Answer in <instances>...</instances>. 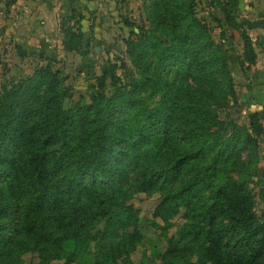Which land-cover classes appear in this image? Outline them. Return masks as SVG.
Returning a JSON list of instances; mask_svg holds the SVG:
<instances>
[{"label":"trees","instance_id":"trees-1","mask_svg":"<svg viewBox=\"0 0 264 264\" xmlns=\"http://www.w3.org/2000/svg\"><path fill=\"white\" fill-rule=\"evenodd\" d=\"M146 3L148 25L124 39L130 64L106 58L87 102L64 106L69 92L47 64L0 92V264H24L25 251L36 264H125L141 237L135 193L158 197L155 264H264V193L257 213L248 185L262 178L259 114L247 125L223 114L237 106L230 57L193 0ZM212 14L252 62L240 23L224 7Z\"/></svg>","mask_w":264,"mask_h":264},{"label":"rangeland","instance_id":"rangeland-1","mask_svg":"<svg viewBox=\"0 0 264 264\" xmlns=\"http://www.w3.org/2000/svg\"><path fill=\"white\" fill-rule=\"evenodd\" d=\"M217 1L213 3L211 0H193L192 9L194 14L199 16L210 28L211 39L220 43L230 57L227 64L237 106L233 107L235 111H231L232 107L229 106L223 114L232 117L237 123L247 125L251 114L258 109L257 105H260V99L254 96L255 92L252 96H241L240 90L244 83L250 85L254 77L255 71L251 70V64L255 60L256 53L253 47L254 60L252 62L247 61V55L243 54V42L238 30L222 25L213 16L212 8L215 5L224 7L229 13H231L230 8L233 6L227 0ZM145 5H148L146 0H111L106 7L101 5V7L97 6L100 7L97 9L88 7L86 2L82 3L81 6L76 4L73 6L69 2L64 12L62 10L61 14L58 13L49 20L47 26L40 28L39 33L34 34L25 32L23 35H17L15 33L17 19H6L12 31L8 33L9 35L0 37V92L5 91L9 83L17 77L31 73L39 65L47 64L52 70L58 71L60 84L65 86L69 92V95L63 99L64 106L74 102H87L90 92L93 91L92 85L95 81L91 73L98 75L106 58L118 56L130 64L125 51L124 39L127 37L129 29H134L135 26L148 25ZM231 16L233 21L239 22L242 28L245 27L239 18ZM124 19L132 25H125ZM221 30L223 35H221ZM85 49L88 57L91 58L92 67L90 69L84 67L87 61V56L83 53ZM88 71L91 72L86 74ZM258 116L261 120L262 116ZM263 151L264 141H259V155ZM259 173L262 174L260 170ZM262 180L261 178L259 184L253 175L252 181L248 183L254 193V210L257 213L263 205L259 198V190L264 189ZM129 201L138 210L141 237L140 244L128 255L125 264H155L157 259L155 253L164 246L160 228L149 222L153 207L158 201L157 194L135 193ZM180 220L179 215L173 218L174 223ZM156 223L161 224L157 217ZM101 224V221L94 223L91 232H94ZM173 229L172 225L169 226L166 229V234H170ZM93 243V240L89 242L92 251L90 260L95 256ZM63 247L70 249L71 245L64 243ZM21 258L24 264H36L38 261L36 251H25L21 254ZM60 261L61 258H53L50 263L59 264Z\"/></svg>","mask_w":264,"mask_h":264},{"label":"crops","instance_id":"crops-1","mask_svg":"<svg viewBox=\"0 0 264 264\" xmlns=\"http://www.w3.org/2000/svg\"><path fill=\"white\" fill-rule=\"evenodd\" d=\"M69 2L73 6L75 4L81 6L82 3L86 2L89 5L88 7L100 9L101 5L106 7L111 0H0V37L9 35L8 33L12 31L6 20L9 18L17 19L15 25L17 35H23L25 32L39 33L40 28L47 26L50 19L58 13L61 14L62 10L63 12L66 10ZM230 9L231 15L239 18L245 26L244 29L252 39L256 53L255 60L251 64V70L255 71L254 77L250 85L244 83L241 86L240 91L242 94L240 93V95L252 96L255 92L254 96L260 99V105H257L256 112L262 116L261 141H264V0H234V4ZM252 84H255V86H252ZM254 89L256 90L254 91ZM258 168L262 173L263 186L264 151L260 155Z\"/></svg>","mask_w":264,"mask_h":264},{"label":"water","instance_id":"water-1","mask_svg":"<svg viewBox=\"0 0 264 264\" xmlns=\"http://www.w3.org/2000/svg\"><path fill=\"white\" fill-rule=\"evenodd\" d=\"M217 14L220 15L221 17H223V13L221 11L217 10Z\"/></svg>","mask_w":264,"mask_h":264}]
</instances>
